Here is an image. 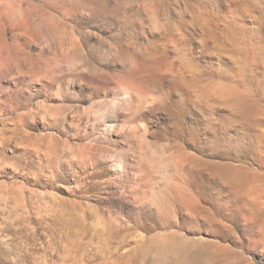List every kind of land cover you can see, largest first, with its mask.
<instances>
[{
	"label": "rangeland",
	"instance_id": "obj_1",
	"mask_svg": "<svg viewBox=\"0 0 264 264\" xmlns=\"http://www.w3.org/2000/svg\"><path fill=\"white\" fill-rule=\"evenodd\" d=\"M0 264H264V0H0Z\"/></svg>",
	"mask_w": 264,
	"mask_h": 264
}]
</instances>
